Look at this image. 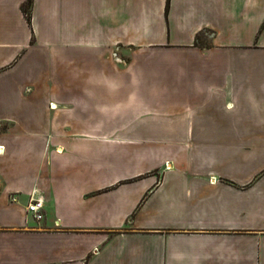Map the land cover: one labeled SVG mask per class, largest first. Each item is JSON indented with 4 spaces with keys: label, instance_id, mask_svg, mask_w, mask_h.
<instances>
[{
    "label": "crops",
    "instance_id": "obj_1",
    "mask_svg": "<svg viewBox=\"0 0 264 264\" xmlns=\"http://www.w3.org/2000/svg\"><path fill=\"white\" fill-rule=\"evenodd\" d=\"M26 1L0 0V264H264V0Z\"/></svg>",
    "mask_w": 264,
    "mask_h": 264
},
{
    "label": "built area",
    "instance_id": "obj_2",
    "mask_svg": "<svg viewBox=\"0 0 264 264\" xmlns=\"http://www.w3.org/2000/svg\"><path fill=\"white\" fill-rule=\"evenodd\" d=\"M3 152V147L0 146V153ZM14 200V198H12ZM27 212L31 214V216L35 220H40L43 217V202L40 199L31 200L28 202L26 206Z\"/></svg>",
    "mask_w": 264,
    "mask_h": 264
},
{
    "label": "trees",
    "instance_id": "obj_3",
    "mask_svg": "<svg viewBox=\"0 0 264 264\" xmlns=\"http://www.w3.org/2000/svg\"><path fill=\"white\" fill-rule=\"evenodd\" d=\"M32 5V0H27L23 5H22V11L25 14L27 20H30V8ZM199 41V37H196V42ZM1 128L0 131H4L7 129V125L6 124H0Z\"/></svg>",
    "mask_w": 264,
    "mask_h": 264
},
{
    "label": "rangeland",
    "instance_id": "obj_4",
    "mask_svg": "<svg viewBox=\"0 0 264 264\" xmlns=\"http://www.w3.org/2000/svg\"><path fill=\"white\" fill-rule=\"evenodd\" d=\"M0 128H1V126H0Z\"/></svg>",
    "mask_w": 264,
    "mask_h": 264
}]
</instances>
